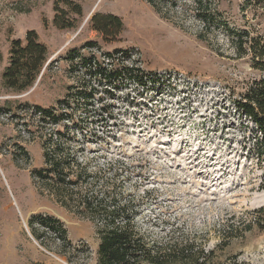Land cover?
Returning a JSON list of instances; mask_svg holds the SVG:
<instances>
[{"label":"rangeland","instance_id":"374dc122","mask_svg":"<svg viewBox=\"0 0 264 264\" xmlns=\"http://www.w3.org/2000/svg\"><path fill=\"white\" fill-rule=\"evenodd\" d=\"M71 1L82 16L66 0H0V264H99L113 222L141 238V264H264V165L248 151L251 121L236 105L260 74L233 43L245 30L264 39V0H203L209 29L195 0H157L160 14L145 0ZM55 5L75 27L54 25ZM98 11L122 18L120 41L92 29ZM29 29L48 59L32 86L10 88L11 42ZM90 40L100 48L82 49ZM72 48L127 51L118 62L140 68L148 85L96 80L90 101L65 106L79 121L42 122L29 107H60L69 86H81L83 72L71 73L66 59ZM55 130H72L64 143L80 163L68 168L75 183L63 193L52 176L32 175L50 166ZM40 214L59 219L66 238L35 224L36 239L29 221Z\"/></svg>","mask_w":264,"mask_h":264},{"label":"trees","instance_id":"16d2710c","mask_svg":"<svg viewBox=\"0 0 264 264\" xmlns=\"http://www.w3.org/2000/svg\"><path fill=\"white\" fill-rule=\"evenodd\" d=\"M147 1L159 14L162 13L161 3L157 0ZM198 7L203 8L199 11V17L204 23L206 29L211 28L213 21L210 18V9L207 5H203V0H195ZM70 10L78 16L83 15L82 5L66 0ZM173 4L177 5V1ZM54 9V25L59 29H70L75 27L76 20L68 16V10H65L57 5ZM60 11V12H59ZM91 27L99 33L103 40L107 43H114L121 40V35L124 29V23L119 15L112 12H94L90 17ZM236 34V33H234ZM233 43L238 53V57L249 56L251 66L259 72V77L253 78L238 94L240 98L237 101V108L242 111L251 121L252 143H249L248 151L252 153L254 158L260 165H264V39L258 36H252L250 31L245 30L239 32L236 37H233ZM85 48H100L96 41H87L82 49ZM9 64L3 72L5 83L10 88L24 90L34 84L40 75L45 62L48 59V47L45 43L39 40L36 30L29 29L24 39H13L9 50ZM127 51L116 49L114 51L102 52L99 55L89 53L85 55L81 48H72L66 53V59L69 62L71 73L83 75L79 77L81 86H69L70 93L68 97L59 101L60 107H44L42 105H32L31 113L40 121L50 123L57 126L64 123L68 128V123L74 122L76 115L68 112L65 108L66 104L69 107L70 99L76 103L88 102L95 95L93 83L96 80L100 84L107 83L113 85L116 80L127 79L138 86L146 87V81L142 71L138 67L121 65L118 61L124 56H129ZM121 54V55H120ZM121 56V57H120ZM86 107L88 104H85ZM64 108H62V107ZM77 121L80 118L76 117ZM60 131L55 130L50 134L46 146L54 149L53 151H45V158L50 166L44 169H34L32 175L37 178L48 181L49 176H52V187L57 189L59 193H63L68 189L69 185L75 181L70 178L68 168L73 164L79 166L80 163L75 156L65 147V140L75 136L72 130ZM65 139V140H64ZM52 144H51V143ZM54 144V145H53ZM24 150L23 147H20ZM25 153V151H23ZM56 190V192H57ZM90 206V202L86 204ZM259 212L264 213V208ZM39 224L46 231L51 230L58 239L66 238V231L63 228L61 221L50 215H35L29 221V226L36 239L41 240L42 235L37 233L34 225ZM144 244L136 235V231L130 228L118 226L113 222L106 231L101 234V241L97 250L99 264H141V261L146 254ZM202 256L208 254L202 252ZM202 262L201 264H203Z\"/></svg>","mask_w":264,"mask_h":264},{"label":"water","instance_id":"95a60500","mask_svg":"<svg viewBox=\"0 0 264 264\" xmlns=\"http://www.w3.org/2000/svg\"><path fill=\"white\" fill-rule=\"evenodd\" d=\"M90 17H91V15H90Z\"/></svg>","mask_w":264,"mask_h":264}]
</instances>
